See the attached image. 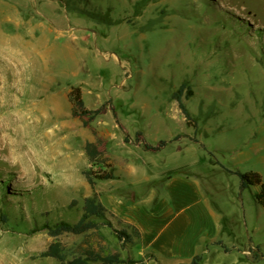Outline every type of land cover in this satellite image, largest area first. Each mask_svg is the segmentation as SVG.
<instances>
[{"label": "rangeland", "instance_id": "obj_1", "mask_svg": "<svg viewBox=\"0 0 264 264\" xmlns=\"http://www.w3.org/2000/svg\"><path fill=\"white\" fill-rule=\"evenodd\" d=\"M185 81L190 121L174 99ZM77 87L88 109L103 108L89 126L72 115ZM138 131L169 144L155 153L126 143ZM89 142L116 167L118 178L95 189L116 228L127 225L110 209L131 197L129 187L200 161L237 205L254 256L264 255L260 188L241 190L222 168L264 181V0H0V264H62L41 254L59 242L72 259L87 239L55 238L47 226L77 223L94 196L85 172L100 166L89 160ZM102 234L113 253L135 258L134 246L108 228Z\"/></svg>", "mask_w": 264, "mask_h": 264}, {"label": "crops", "instance_id": "obj_2", "mask_svg": "<svg viewBox=\"0 0 264 264\" xmlns=\"http://www.w3.org/2000/svg\"><path fill=\"white\" fill-rule=\"evenodd\" d=\"M199 163L159 169L153 180L144 177L129 187L131 197L114 199L110 214L141 235L130 258L144 264H192L201 255L199 264H264V255L253 254L252 238L238 228L237 205L198 170Z\"/></svg>", "mask_w": 264, "mask_h": 264}, {"label": "trees", "instance_id": "obj_3", "mask_svg": "<svg viewBox=\"0 0 264 264\" xmlns=\"http://www.w3.org/2000/svg\"><path fill=\"white\" fill-rule=\"evenodd\" d=\"M72 10L79 12L96 20L98 23L112 24L113 20L109 13L97 14L78 6H73ZM194 95L192 87L188 81L181 84L180 88L174 94V99L178 102L179 108L187 120H192V114L187 107L184 98H190ZM70 101L72 104V115L75 118L82 119L86 126L94 121L101 113L103 108L97 110L88 109L83 100L82 91L79 87L74 88L70 93ZM126 143L133 141L147 152H159L167 147L169 142L162 140L158 145L149 143L144 138V133L138 131L133 140L131 136L127 135ZM86 151L90 162L93 165L100 166L98 170H90L85 172V176L95 192L97 181H109L117 179L116 167L112 164L110 159L99 150L96 143L89 142L86 146ZM222 168L231 175H236L240 178L241 190L250 188L251 186H258L259 192L255 194L257 203L264 208V181L262 176L257 172H241L239 170H232L222 166ZM99 195V194H98ZM96 218L102 220L98 222L93 220ZM119 222L124 223L119 219ZM103 228H108L114 233L117 239L122 244L135 245L140 240L139 230L127 225L122 229L114 226L113 222L107 216V209L99 200L95 192L92 198L85 201L84 214L82 218L75 224L69 222H60L53 226H47L48 232L52 237H60L64 234L87 235L84 243L78 245L73 250V258L69 259L70 252L59 242L50 245L47 251L41 254L42 257H52L60 261L62 264H144V260H135L131 258H123L118 252L113 253L110 250L108 240L102 234ZM133 233L129 232V229ZM226 250H228L226 248ZM229 251V250H228ZM203 256H197L192 264H199Z\"/></svg>", "mask_w": 264, "mask_h": 264}]
</instances>
